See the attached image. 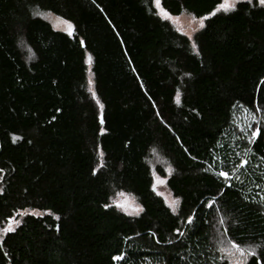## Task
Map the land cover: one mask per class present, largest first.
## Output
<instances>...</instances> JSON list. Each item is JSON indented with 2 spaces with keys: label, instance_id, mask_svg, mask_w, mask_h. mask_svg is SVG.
I'll return each instance as SVG.
<instances>
[{
  "label": "trees",
  "instance_id": "16d2710c",
  "mask_svg": "<svg viewBox=\"0 0 264 264\" xmlns=\"http://www.w3.org/2000/svg\"><path fill=\"white\" fill-rule=\"evenodd\" d=\"M221 2L160 0L190 39L155 0H0V264H264V7Z\"/></svg>",
  "mask_w": 264,
  "mask_h": 264
},
{
  "label": "rangeland",
  "instance_id": "374dc122",
  "mask_svg": "<svg viewBox=\"0 0 264 264\" xmlns=\"http://www.w3.org/2000/svg\"><path fill=\"white\" fill-rule=\"evenodd\" d=\"M255 1L259 4L258 0ZM224 3L230 5V7L227 10L220 8V5ZM236 3L237 0H222L221 4L216 8V12H229L235 7ZM156 8L159 15L163 19H166L177 31H179L181 34H184L190 39L201 28V18H194L193 16L188 14H182L176 17L170 16L168 14L167 16H165L164 15L165 12H163L160 7L156 6ZM39 15L43 19L48 21L53 29L67 33V25L64 23L65 20H62L59 17L49 12H40ZM203 24H204V20H203ZM158 164H162L163 167L165 168L166 173H169L168 166H166L164 162L161 160V158H159V156H157L154 153L153 159L150 161V165H151V172L154 179V186L156 192L158 193L159 196L163 198L164 202L169 208H171L172 210H176L178 206V200L175 199L168 190L165 180L159 177L154 171V166ZM174 201L176 203H173ZM112 204L127 215H137L141 211V208L138 205L136 199L133 196L123 192H119L113 197Z\"/></svg>",
  "mask_w": 264,
  "mask_h": 264
},
{
  "label": "snow or ice",
  "instance_id": "6c2138e0",
  "mask_svg": "<svg viewBox=\"0 0 264 264\" xmlns=\"http://www.w3.org/2000/svg\"><path fill=\"white\" fill-rule=\"evenodd\" d=\"M248 2L252 3V0H248ZM258 2L260 4V6L264 7V0H258ZM155 3H156L157 7H160V0H155ZM229 7H230V5L227 4V3H224V4L220 5V8H223L224 10H227ZM164 15L167 16V13H164ZM212 15H215V13H213ZM204 19H207V17L201 18V27L204 26L203 25V20ZM64 23L67 25V34L68 35H72L73 25L71 23L67 22V21H64ZM80 43H81V46L84 45L83 41H81ZM193 47H195V45H193ZM88 60H89V62H91V57H89ZM101 107H102V105H101ZM103 122H104L103 118H101L100 119V123H103ZM100 131H101V134H104V129H101ZM256 134H257L256 132H253L252 133V137L255 138ZM242 163H244V162H242ZM95 174H96V170L93 169V175H95ZM219 175L223 176L225 178H227V176H228V174L226 172H220ZM173 203H176V202L174 201ZM261 203H264V197H261ZM192 222H193V218L189 217L188 223H192ZM16 224L17 225L19 224L18 220L16 221ZM3 231L4 232H12V231H14V229L11 227V220L9 221V227L4 228ZM232 247L236 250L237 253H239V256L241 258H246L248 256H253L254 255L253 252L245 250V249H242L237 244H233ZM113 259L114 260H119V259H122V257L116 256V257H113Z\"/></svg>",
  "mask_w": 264,
  "mask_h": 264
}]
</instances>
